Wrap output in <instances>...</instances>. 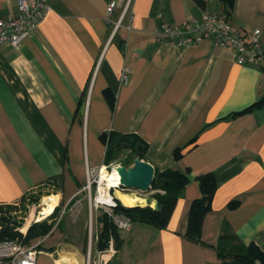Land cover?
<instances>
[{
	"label": "crops",
	"instance_id": "1",
	"mask_svg": "<svg viewBox=\"0 0 264 264\" xmlns=\"http://www.w3.org/2000/svg\"><path fill=\"white\" fill-rule=\"evenodd\" d=\"M125 1L47 0L19 48L0 44V204L37 191L65 210L104 166L102 134L135 136L141 159L190 180L166 226L132 222L106 264H228L251 242L264 251V101L231 116L264 94V66L239 64L208 39L176 46L161 37L203 12L223 15L221 0H130L113 33ZM15 12L17 0H0V17ZM226 17L234 29H259L264 49V0H235ZM207 173L216 190L193 240L189 210ZM148 194L139 196L148 203ZM56 233L37 239L36 264H83L85 248H61Z\"/></svg>",
	"mask_w": 264,
	"mask_h": 264
},
{
	"label": "built area",
	"instance_id": "2",
	"mask_svg": "<svg viewBox=\"0 0 264 264\" xmlns=\"http://www.w3.org/2000/svg\"><path fill=\"white\" fill-rule=\"evenodd\" d=\"M129 3L130 0L124 2L120 16L114 23L113 33L126 16ZM117 5V1H112L107 6L106 18L108 21L111 20ZM48 9L47 0H17V12L6 17H0V44L7 43L14 48H19L22 40L44 18ZM161 37L176 46L195 45L208 39L216 46L234 50L236 61L239 64L252 65L257 68L264 66V49L260 42V30L254 29L251 33H248L234 29L222 14L203 12L200 19H191L181 24L164 26L161 31ZM128 76L129 68L124 66L121 70L120 81L125 83L128 80ZM117 166L119 165L112 166L111 164L109 167H103L105 169L111 168L112 170ZM99 172L100 169L96 173ZM96 173L88 174L83 189L85 186L90 189L92 182H95L92 179L95 178ZM110 189L108 188L107 194H110ZM98 193H100L99 187ZM98 197L95 198V202L89 200L90 213L92 214L93 208L102 207L103 212H106L111 217L119 230L129 229L132 221L127 216L113 214L114 208L117 206L116 199L111 197L113 203L110 204L98 201ZM91 221L90 229L92 227ZM36 245H26L16 240H0V264H36V256L40 251ZM106 251L108 256L115 253L114 248L111 247L102 252ZM106 263L104 261V264Z\"/></svg>",
	"mask_w": 264,
	"mask_h": 264
},
{
	"label": "trees",
	"instance_id": "3",
	"mask_svg": "<svg viewBox=\"0 0 264 264\" xmlns=\"http://www.w3.org/2000/svg\"><path fill=\"white\" fill-rule=\"evenodd\" d=\"M224 6L223 15L225 18L229 15L235 0H221ZM109 97V93H106ZM264 101V94L250 106L233 112L231 116H235L253 108L259 107ZM102 139L107 143V151L105 155L104 164L114 161L121 150L130 149L139 157L142 153L143 142L135 136L119 135L118 139L114 138L111 132L103 133ZM141 147V148H140ZM176 158L180 156L178 150L175 153ZM140 158V157H139ZM129 162V164L132 163ZM128 164V165H129ZM190 177L187 173L178 170H166L158 172L155 170L154 178L150 189L153 190L152 198L157 200L161 206V210H154L148 202L147 205L124 206L117 201V206L114 211L127 216L132 222H143L151 224L157 228H163L168 223V219L174 208L176 199L180 191L189 182ZM199 182L201 195L199 198L193 200L190 206L188 215V226L186 236L190 239L197 240L199 237L200 226L203 216L210 210L211 200L216 190V182L212 174L207 173L197 177ZM14 204H0V240H14L20 238L23 243L29 244L31 241L43 237L51 230V224L46 220L31 224L25 235L19 231L22 225L20 220L11 217L7 213V208H11ZM59 207L56 206L51 215H54ZM5 211V212H4ZM99 222V229L97 239L95 242L98 250H104L108 246L110 238H113L115 249L118 250L121 243L120 230L115 228L108 218V214L102 212L97 216ZM231 252H225L230 254ZM232 260L228 264H264V251L253 242L249 243L245 248L239 252L230 254Z\"/></svg>",
	"mask_w": 264,
	"mask_h": 264
},
{
	"label": "rangeland",
	"instance_id": "4",
	"mask_svg": "<svg viewBox=\"0 0 264 264\" xmlns=\"http://www.w3.org/2000/svg\"><path fill=\"white\" fill-rule=\"evenodd\" d=\"M135 153L132 152L130 149L121 150L120 155L114 160L109 162L108 164H104L105 167H109L111 164L112 166L115 165H128L129 162H131L133 155ZM107 171H111V168H106ZM99 173H96L95 178L92 179L95 180V182H92L90 189L85 188L80 190V193L76 197L78 201L74 202L72 205L68 206L65 210H63L61 207H59L54 215H48L47 217L43 219H37L39 216L40 208L42 207L43 200L41 197L42 195L35 192H30L26 194L20 201H18L16 204H14L11 208H7V213L11 215L13 218H17L20 220L22 225L18 228L19 231L22 233V235H25L28 227L31 224H35L36 222L46 220L47 223L51 224V230L44 235L43 237H46L49 235L50 232H52V228L56 227L57 233L55 235H58L60 244L59 246L61 248H85V258L83 264H104V260L107 262L113 257L110 258L106 252H96L94 248H96L95 242H96V220L97 216L103 212L102 207L93 208L92 214L90 213L89 209V200L92 202H95V198L98 197V187H99ZM114 194V188L110 189V193ZM118 191L128 193V194H135V195H141L142 193L136 189L129 188L124 189L119 186ZM148 198L150 200H154L151 196L153 193V190L149 189L147 192ZM142 196V195H141ZM136 206V205H134ZM131 207V206H129ZM55 208V206H54ZM5 212V211H4ZM106 213V212H104ZM112 213V211H111ZM113 214L120 215L121 213H118L116 211H113ZM109 220L111 221L112 225L117 228V226L114 224L111 217H109ZM92 221H91V220ZM90 221L92 222V227L90 229ZM28 226V227H27ZM27 227V229H25ZM118 229V228H117ZM42 238V237H40ZM39 239V238H38ZM18 242H22L20 238L14 239ZM37 239L31 241V243L26 245H35ZM49 242V241H48ZM23 243V242H22ZM113 238L109 239L107 248L111 247L115 249ZM37 248L38 245H36ZM106 249V248H105ZM111 253V252H110ZM104 257H103V256ZM89 256V258H88Z\"/></svg>",
	"mask_w": 264,
	"mask_h": 264
},
{
	"label": "water",
	"instance_id": "5",
	"mask_svg": "<svg viewBox=\"0 0 264 264\" xmlns=\"http://www.w3.org/2000/svg\"><path fill=\"white\" fill-rule=\"evenodd\" d=\"M115 169L120 177V187L124 189L133 188L140 191L142 194H147L155 173V169L151 163L139 157H135L131 164L127 166L120 165ZM96 172L97 170H94L92 174H95ZM149 205L154 210H161L160 204L155 199L150 201Z\"/></svg>",
	"mask_w": 264,
	"mask_h": 264
},
{
	"label": "bare ground",
	"instance_id": "6",
	"mask_svg": "<svg viewBox=\"0 0 264 264\" xmlns=\"http://www.w3.org/2000/svg\"><path fill=\"white\" fill-rule=\"evenodd\" d=\"M115 168H113L111 171H107L105 169V167L100 168V172L98 175V177H99V191H100L99 197L97 199L98 201L106 202V203H110V204L113 203V199H112V198H114L113 191H112V193L107 194V190H108V188H114V191H115L120 186V185H118L120 177H119ZM115 194H116V196L119 197L117 199L120 202H122V204L124 206H133L136 203H138L139 205L147 203L146 198H141L139 195L121 194V193H118V191H115ZM47 199L44 203H42V207L40 208L41 210L39 212L38 219H43L53 209V206L55 204V199L51 198V197L47 198Z\"/></svg>",
	"mask_w": 264,
	"mask_h": 264
},
{
	"label": "flooded vegetation",
	"instance_id": "7",
	"mask_svg": "<svg viewBox=\"0 0 264 264\" xmlns=\"http://www.w3.org/2000/svg\"><path fill=\"white\" fill-rule=\"evenodd\" d=\"M109 248V247H108Z\"/></svg>",
	"mask_w": 264,
	"mask_h": 264
}]
</instances>
